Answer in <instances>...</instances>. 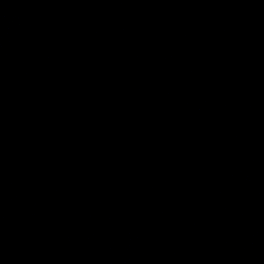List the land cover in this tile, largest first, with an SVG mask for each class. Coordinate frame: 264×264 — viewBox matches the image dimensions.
<instances>
[{
    "label": "water",
    "instance_id": "1",
    "mask_svg": "<svg viewBox=\"0 0 264 264\" xmlns=\"http://www.w3.org/2000/svg\"><path fill=\"white\" fill-rule=\"evenodd\" d=\"M0 264H264V0H0Z\"/></svg>",
    "mask_w": 264,
    "mask_h": 264
}]
</instances>
